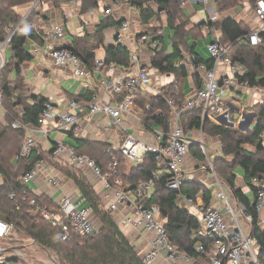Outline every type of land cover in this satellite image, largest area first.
Masks as SVG:
<instances>
[{
    "label": "built area",
    "instance_id": "built-area-1",
    "mask_svg": "<svg viewBox=\"0 0 264 264\" xmlns=\"http://www.w3.org/2000/svg\"><path fill=\"white\" fill-rule=\"evenodd\" d=\"M177 2L182 8L187 5L205 8L214 0H177ZM70 3L73 6L77 5L76 1ZM112 7L133 10L140 20V24L151 29L150 32L139 34L135 40L136 47H143L144 53L146 52L151 60L154 51L162 47L164 27L160 26L155 18L143 23V16L148 15L149 8L147 6L131 5L129 0H114L111 8L106 7L102 10V15L111 17ZM88 12L94 14L95 8L89 9ZM158 12L162 13V11H154L156 14ZM252 12L260 25L252 29L247 41L250 46L256 47L262 44L261 35L264 34V0H256ZM212 24L213 17H208L201 26L203 34L209 38L206 52L209 60L212 61V67L207 69L202 63L193 67L194 72L201 76V87L194 88L191 95L182 103L176 104L173 99H166V104L170 108L169 132L157 127H145L140 115L138 117L136 101L139 92L141 89L153 86L154 74L159 72L152 68L151 63L143 65L141 54L134 51L130 54L128 68L115 64L106 65L103 61L95 59L93 71L94 75L98 76L97 87L100 89L102 97L98 90H93L92 100L85 104L86 117L89 119L99 113L105 116V121L98 125L100 127L96 126L95 128H99L100 131L115 128L122 136H125L122 143L117 145L107 140L100 141L110 146L107 154L112 160L111 166L103 172L94 160L80 155L72 145L56 143L51 148V161L76 171L77 169L89 170L100 179L108 200L104 212L111 215L118 227H128L149 235L146 251L141 256L142 264H260L258 259L259 244L249 232L252 217L232 194L226 193V187L217 179L212 167V160L208 155V146L202 139V129L195 130L196 133L191 130L185 132L181 124V116L190 111L198 113L201 124L209 122L216 126L238 130L244 122V110L241 109L242 113H238L239 117L235 121L234 113L238 109V106L235 105L238 98L236 93L251 89L247 82L239 81V78L245 73V69L242 65L232 62L229 46L222 44V33ZM129 30H131L130 22L124 19L116 28L115 41L118 45H123ZM11 37L12 35L0 43V71L5 65V52L9 47ZM64 37L65 32L61 26L48 30L42 36L43 52L56 68L68 70L75 78L84 79L87 76L85 65L70 47L62 45ZM180 63L181 61H177L175 66L179 67ZM105 66L112 70V74L103 75ZM221 67L224 71L219 72ZM177 92V84H175L172 94L177 97ZM156 94L155 96H158L160 91H157ZM103 98H108L110 103H106ZM228 99L231 100L229 103ZM69 104L72 107L78 105L74 99ZM79 109L81 111L83 108ZM145 109H150V105H146ZM134 113L138 117L142 129L153 136L154 145L139 141L123 127L124 118ZM3 115H5L3 97L0 93V117ZM12 128L24 131L19 154L15 156L16 161L28 160L35 151L38 140H47L53 133H62L87 140L83 138L85 130L80 125L78 116L58 110V107L49 101L43 104L36 125L14 123ZM194 135L198 136L197 141ZM87 141H96V139L91 138ZM192 146H196L205 159V163L199 170L212 173L216 180L215 194H210L211 201L208 204L181 192L183 185L191 175L184 170V161ZM116 150L120 152L124 160L132 165H139L146 155H153L158 169L152 174L150 180L140 182L135 187H126L117 173L118 164L113 156V151ZM37 156L39 157L40 154ZM46 165L48 164L44 159H39L29 171L21 176V182L23 184L33 182L41 170L47 169ZM160 176H165V189L175 193L178 208L188 211L199 222V235L207 243H198L195 246L196 257L181 253L171 243L164 228L165 220L160 217L158 207L153 203H145L150 198V191ZM46 183L52 189H57L60 186V180L50 174H46ZM13 197L12 194L10 198ZM253 203L258 213L264 209V189H260ZM30 205L32 206L30 212L32 216H39L51 226L62 228L64 240L69 238L70 230L80 237H90L97 232L92 221L91 210L80 194L61 196L56 201V209L38 207L33 199L30 201ZM237 211L240 217H238ZM258 228H264V219H259ZM12 230V224L0 219V239L6 238ZM2 251L4 250L0 248V253ZM22 251L23 249H14L10 253L16 258L27 257ZM51 261V264H54L52 259ZM11 262L5 260L4 255L0 256V264H12ZM14 262L18 263V259H14Z\"/></svg>",
    "mask_w": 264,
    "mask_h": 264
},
{
    "label": "trees",
    "instance_id": "trees-1",
    "mask_svg": "<svg viewBox=\"0 0 264 264\" xmlns=\"http://www.w3.org/2000/svg\"><path fill=\"white\" fill-rule=\"evenodd\" d=\"M35 0H0V43L12 35L9 42L11 56L6 58L5 65L0 71V93L3 97V108L6 110L4 125L0 127V219L12 224L13 233L18 235V239L13 236L1 238L0 242H6L8 246L3 249H24L35 246L48 255L54 264H142V257L128 242L120 228L110 214L100 208V201L85 178L76 170L70 167L62 168L55 162L49 165L55 171L69 177L77 187L80 195L86 200L93 217L98 222L96 234L90 237H80L69 231V238L64 240V232L61 227H53L39 216L30 214L33 199L36 205L41 208L56 209L54 203L47 196H34L21 182V176L29 171L39 159L51 160V151L42 153L39 157L34 151L28 160H15L19 154L24 131L12 128V124L36 125L37 117L42 109L45 99L32 96L24 97L23 80L20 77V67L23 63L32 60V56L25 50L27 44L31 42L43 45L42 35L28 29L31 24V17L22 23L23 19L17 14L16 8L21 5L33 3ZM73 0H50L54 7L60 3ZM80 2L81 13H86L89 9L96 8L100 0H76ZM114 1V0H111ZM131 5L143 6L155 3L159 11L165 10L163 16H158L151 10H147V16H143L146 22L149 18H155L160 26L167 27L174 33L173 50L170 55H166L164 46L154 51L151 59V66L161 75L173 76L172 84L164 87L158 96L145 99L139 97L137 106L140 117L145 127L159 126L165 132H169L170 108L166 104V99H173L176 104H180L184 99H178L174 94V85L177 81L186 76L184 67H176L175 63L181 59V51L189 50L194 54L193 67L202 63L207 69L212 67L211 60H202L194 53V46L188 47L184 41L190 34L193 39L201 38V34L196 35L202 24L197 25L193 30H188V21L182 13L183 8L177 0H129ZM254 8L256 0H247ZM216 11L226 14L236 6L242 4V0H214ZM109 22V21H108ZM117 26L119 23H102L98 26L96 35L91 37L76 38L70 46L73 53L86 66L87 70L94 74L95 50L102 45L99 33L108 26ZM213 25V24H212ZM222 33V44L229 46V55L232 62L242 65L245 69L240 82H247L250 88L264 89V34L261 35L262 44L252 47L247 41L251 33L248 27L242 22H237L233 18L226 16L220 23L214 25ZM156 31V29H155ZM105 51V64H115L128 68L130 55L127 49L121 46H107ZM15 74L14 86H10L8 76ZM194 88L201 87V76L193 74ZM98 82V78L96 79ZM95 91L98 89L95 88ZM93 89L87 90L82 96L74 98L75 102L81 101L88 104L92 100ZM32 101V104H29ZM150 105V109H145ZM20 108L21 113L16 109ZM253 110L257 117L255 129L249 135H243L237 130L213 125L209 122L201 124L198 113L190 111L181 116V124L185 132L187 130L202 129L203 133L219 138L221 153L223 158H216L213 168L217 179L226 187L237 202L242 204L246 212L252 217L250 224V235L259 244L258 256L262 261L264 256V232L258 228L259 213L254 203H252L237 187L235 168L238 166L243 172L244 184L249 188L254 197L261 188L256 184L264 179V103L256 104ZM122 136V135H121ZM70 137V136H69ZM73 140V147L80 155H84L94 160L103 172L111 166L112 160L107 151L110 146L107 143L96 141H85L83 139L70 137ZM192 150L196 151L192 146ZM198 159H202L200 151H196ZM113 156L117 161V173L123 185L135 187L140 182L151 179L152 174L157 171L153 155H146L139 165L129 166L118 150L113 151ZM14 162V163H12ZM165 176H160L154 186L153 195L145 203H153L159 209V214L165 220L164 228L171 243L183 254L196 257L194 251L198 243L206 244L207 241L199 235V222L188 211L180 210L176 204L175 193L168 191L164 187ZM182 194L194 198L202 192L204 202L209 203L210 191L202 185L188 182L183 185ZM13 198H10L11 195ZM263 264V263H262Z\"/></svg>",
    "mask_w": 264,
    "mask_h": 264
},
{
    "label": "crops",
    "instance_id": "crops-1",
    "mask_svg": "<svg viewBox=\"0 0 264 264\" xmlns=\"http://www.w3.org/2000/svg\"><path fill=\"white\" fill-rule=\"evenodd\" d=\"M76 1V0H73ZM72 2V1H70ZM60 3L58 7H54L50 0H35L33 3L21 5L16 8L17 14L25 21L30 14H32V21L29 25L28 29L35 32L36 34H41L42 36L50 29H53L56 26H61L64 29L65 37L62 42L64 47L72 46L74 40L76 38H84V37H93L96 35L97 28L102 23H119L124 19L129 20L130 28L129 32L125 36V40L123 45H118L115 41L116 37V28L117 26H108L99 33V36L102 40V45L95 50V59L98 61H103L105 63V47L107 46H121L127 49L129 55L131 52H139L142 58V64L148 65L151 60L149 59V55L145 52L144 48L139 46L136 47L135 40L139 34L149 31L150 28H147L145 25L140 24V20L136 16L135 12L129 8H114L112 7V16L104 17L102 15V10L106 7H110L112 5L111 0H100L98 1V6L95 8V13L90 14L88 11L86 13H81L80 2H77L76 6H73L72 3ZM143 6H147L151 11H159L157 6L151 3V5L144 4ZM253 7H251L247 0H242V4L236 6L234 9L228 11L226 14H220L216 11L215 3H210L205 8L196 6V5H187L183 8L182 13L188 21L187 29L193 30L197 25L203 24L208 17H213V25L220 23L224 20L226 16L229 18H233L237 22H242L246 27L250 30L253 28L259 27V23L256 21L255 16H253L252 12ZM158 16H163L165 14V10L159 12ZM125 17V18H123ZM149 21V18H147ZM151 20V19H150ZM109 21V22H108ZM148 21H144L143 23H147ZM164 27V26H163ZM217 28V27H216ZM196 35L201 34V38L193 39V37L188 34L184 41L186 43L187 48L194 46L195 55L202 60H209V57L206 52V46L209 43V38H207L203 32L201 27L198 31H194ZM173 40L174 33L169 30L167 27H164V37L161 40L162 46H164V50L166 55H170L173 50ZM43 45L35 42H29L25 47V50L32 56V60L29 62H25L20 67V77L23 80V91H16V94L22 93L24 97L30 98L32 96H37L45 99L46 101L52 102L54 105L58 107V110H61L66 113L77 115L80 119V125L85 130L84 139H96V142H100L101 140H107L111 143L121 144L124 140L125 136H121V133L112 128L108 131H100L99 128H95L105 121V116L102 114H96L92 116L90 119L87 116L86 103L78 101L76 106H70L69 102L74 99L82 96L87 90H94L97 87V75L91 74L86 66L87 76L84 79L80 80L79 87L76 92L70 95L67 91L63 90L59 85L62 83V80H73L75 77L70 74L68 70H60L56 68L51 60L44 54ZM181 51V59L178 61L180 63L179 67H184L186 69V76L177 81V97L182 99H187L192 90L194 89V81H193V59L194 54H190L189 50L184 51L181 46H179ZM8 51L10 52L9 57L11 56V50L8 47ZM7 49L5 52L6 58ZM8 57V58H9ZM38 59V63H35V59ZM94 59V61H95ZM121 67V66H120ZM224 71L223 67L219 68V72ZM112 74V70L105 66L103 70V75ZM15 75L9 79L10 86H14ZM174 81L173 76L161 75L159 73L154 74V85L147 89H141L139 92V97L150 99L154 97L157 91H161L164 87L172 84ZM99 93L101 92L98 89ZM156 91V92H155ZM238 96L235 101V105L238 106L237 110L234 113V121L239 117V112L242 113L241 109L244 110L243 118L244 122L238 128V132L242 134L250 133L255 129V125L257 122L256 114L253 110V106L256 104L264 103V89H255L251 88L250 90H245L241 92H237ZM100 97L102 94L100 93ZM106 103H110L108 98H103ZM231 100H227L229 103ZM137 103V102H136ZM29 104H32V101H29ZM79 108H83L81 111ZM138 107V111H139ZM17 113H21V109H16ZM5 115L0 117V127L4 125V119L6 116V110L4 109ZM138 117L139 113L137 112ZM138 117L133 115H127L124 118L123 127L126 128L128 133L142 141L148 145H154L155 140L153 136L149 132H145L142 129V126L139 123ZM170 121V116H169ZM170 125V124H169ZM100 127V126H98ZM160 128L159 126H154ZM170 128V126H169ZM162 129V128H160ZM163 130V129H162ZM196 133L195 130H191ZM203 133V131H202ZM202 139L205 145L208 146V155L212 163L216 158H223L224 156L221 153L220 149V141L217 137L208 136L206 134H202ZM194 138L198 139L197 135H194ZM85 140V141H87ZM56 143H64L73 146V140L66 134L62 133H53L50 135L49 139H40L38 140L37 147L35 149V153L42 154L48 153L51 151L52 146ZM196 151L199 149L196 146H193ZM196 151L192 150L190 147L189 153L185 157L184 161V170L190 173L189 180L184 184H188V182H193L202 185L205 189L210 191V194H215L214 190H216V180L212 173L200 171L199 168L201 165L205 163V159L202 155V159H198ZM212 158V159H211ZM48 164L46 165L47 169H43L39 172L38 177L33 181L25 184L28 191L32 193L34 196H47L54 203L61 196L67 194H80L74 182L67 177L66 175L60 173L59 171H55L52 166L49 165L51 161L45 160ZM14 163V162H12ZM57 163V162H55ZM129 166H134L131 163H128ZM62 168H64L62 166ZM215 171V170H214ZM77 172L81 174L89 186L92 188L93 192L96 194L100 201V208L104 210V208L108 205V200L106 199V192L100 183V179L96 177L89 170H78ZM235 173V171H234ZM46 174H50L60 180V186L57 189L50 188L46 183ZM236 176V185L242 191V193L253 203L254 196L250 192L249 188L244 184L243 181V172L241 170V174ZM0 184H1V176H0ZM126 187H131L126 185ZM256 187L264 189V179L260 182V184H256ZM226 189V188H225ZM154 193V188L150 191V197ZM227 194H230L226 190ZM194 198L198 201L204 202V194L202 192L197 193ZM211 199V198H210ZM209 199V201H211ZM93 217V215H92ZM259 219H264V209L259 213ZM93 220V218H92ZM125 238L128 242L134 247V249L138 252L140 256L146 251L148 245V234L143 232H139L136 230H132L128 227H119ZM247 230V228H245ZM264 232V228L261 229ZM260 264H264V256L262 261L258 256Z\"/></svg>",
    "mask_w": 264,
    "mask_h": 264
},
{
    "label": "rangeland",
    "instance_id": "rangeland-1",
    "mask_svg": "<svg viewBox=\"0 0 264 264\" xmlns=\"http://www.w3.org/2000/svg\"><path fill=\"white\" fill-rule=\"evenodd\" d=\"M9 55H10V52L7 49V56L9 57ZM34 59H35L34 60L35 63H38V59H36V58H34ZM14 75H15L14 73L9 74L8 79H11ZM79 81L80 80H78V78H74L73 80H62V83L59 86L63 90L67 91L70 95H72L76 92L77 88L79 87V83H78ZM235 174L237 176H239L241 174V168L240 167L237 166L235 168ZM236 213H237L238 217H240L239 212L237 211ZM92 218H93L92 221L94 222L95 228L97 230L98 229V222L94 217H92ZM10 235L13 236L14 239H18V235L14 234L13 230L10 232V234L8 236H10ZM4 245L8 246L6 242H4V243L0 242V248H2V250H7V249H3ZM22 252L24 254H26L27 257L16 258L12 253H5L4 259L7 261H12L11 262L12 264H51L52 263L51 258L35 246H29L27 248H24ZM14 259H18V263H15Z\"/></svg>",
    "mask_w": 264,
    "mask_h": 264
},
{
    "label": "water",
    "instance_id": "water-1",
    "mask_svg": "<svg viewBox=\"0 0 264 264\" xmlns=\"http://www.w3.org/2000/svg\"><path fill=\"white\" fill-rule=\"evenodd\" d=\"M12 250H14V249L11 248V249H7V250L2 251L0 253V256L4 255L5 253H10Z\"/></svg>",
    "mask_w": 264,
    "mask_h": 264
},
{
    "label": "bare ground",
    "instance_id": "bare-ground-1",
    "mask_svg": "<svg viewBox=\"0 0 264 264\" xmlns=\"http://www.w3.org/2000/svg\"><path fill=\"white\" fill-rule=\"evenodd\" d=\"M119 24H120V22H119Z\"/></svg>",
    "mask_w": 264,
    "mask_h": 264
}]
</instances>
